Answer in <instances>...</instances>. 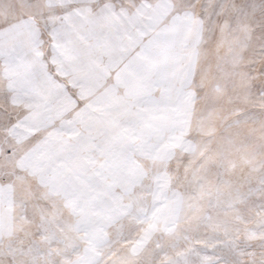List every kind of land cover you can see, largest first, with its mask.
Here are the masks:
<instances>
[{"label": "rangeland", "instance_id": "rangeland-1", "mask_svg": "<svg viewBox=\"0 0 264 264\" xmlns=\"http://www.w3.org/2000/svg\"><path fill=\"white\" fill-rule=\"evenodd\" d=\"M49 2L0 0V26L27 19L46 57L54 16L34 6ZM165 8L181 39L195 41L183 90L169 87L144 109L96 105L91 131L69 125L72 151L54 149L47 172L39 155H14L41 133L9 83L14 54L0 45V107L17 117L0 125V264H264V0H166ZM57 79L72 96L90 90ZM68 160L78 176L59 175ZM121 197L139 213L131 231L127 206L124 225L113 222ZM121 227L128 239L109 246Z\"/></svg>", "mask_w": 264, "mask_h": 264}, {"label": "snow or ice", "instance_id": "snow-or-ice-1", "mask_svg": "<svg viewBox=\"0 0 264 264\" xmlns=\"http://www.w3.org/2000/svg\"><path fill=\"white\" fill-rule=\"evenodd\" d=\"M165 3L166 0H156L155 5L150 0H132L130 5L120 8L108 4L92 8L91 0H69L59 6L51 0L46 5H35L41 15L47 11L54 16L47 25L50 48L47 57L43 50L37 51L43 41L27 19L0 26V45L14 54L17 68L9 83L18 96L30 102L28 115L41 133L31 145L14 154L21 162L27 156L39 155L43 171H49L59 159L54 149L59 147L67 154L72 151L76 136L69 133L72 139L64 137L69 125L91 131L95 106L102 102L107 107L124 102L129 109L132 106L144 109L158 104L169 87L177 93L183 90L195 41L189 45L186 39H181L175 12L168 11ZM180 6L177 4V8ZM57 7L62 10L57 12ZM4 51L5 48H0V54ZM4 63L0 61V70H6ZM50 64L54 66L51 69ZM58 76L86 83L90 90L82 89L72 96ZM16 119L13 113L0 107V125L7 127ZM78 174L71 160L59 172L61 177L69 178ZM126 206L127 230L131 231L135 227L132 217H138L139 213L131 210L130 201L126 204L121 197L112 217L113 222L124 225L126 217L119 211ZM117 239H128L124 227L116 236H109L106 243L111 246ZM24 264L37 262L25 260ZM87 264L102 261L93 257Z\"/></svg>", "mask_w": 264, "mask_h": 264}]
</instances>
